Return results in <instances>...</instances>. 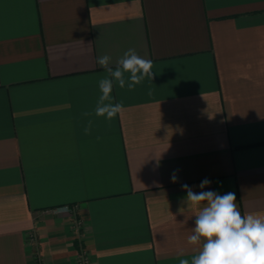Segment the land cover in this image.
Wrapping results in <instances>:
<instances>
[{
  "label": "crops",
  "instance_id": "crops-1",
  "mask_svg": "<svg viewBox=\"0 0 264 264\" xmlns=\"http://www.w3.org/2000/svg\"><path fill=\"white\" fill-rule=\"evenodd\" d=\"M129 48L152 81L84 117ZM205 178L264 214V0H0V264H179Z\"/></svg>",
  "mask_w": 264,
  "mask_h": 264
},
{
  "label": "clouds",
  "instance_id": "clouds-1",
  "mask_svg": "<svg viewBox=\"0 0 264 264\" xmlns=\"http://www.w3.org/2000/svg\"><path fill=\"white\" fill-rule=\"evenodd\" d=\"M96 63L105 70L106 75L98 81L100 96L93 112L83 113L84 117H104L111 121L123 111V104L113 102L114 86L133 90L145 78L153 79V61L138 55L129 48L112 65L109 55L97 58ZM149 94L151 92L149 91ZM93 120L88 119L84 128L90 134ZM100 139V137H97ZM172 182L177 180L172 175ZM211 181L205 178L199 184V192L184 184L187 195L185 203L195 216L194 227L187 237L194 254L183 257L179 264H264V214H241L236 195L228 192L220 195L215 191H203ZM191 215V216H193ZM191 216H186L185 223Z\"/></svg>",
  "mask_w": 264,
  "mask_h": 264
},
{
  "label": "built area",
  "instance_id": "built-area-1",
  "mask_svg": "<svg viewBox=\"0 0 264 264\" xmlns=\"http://www.w3.org/2000/svg\"><path fill=\"white\" fill-rule=\"evenodd\" d=\"M76 208H77V206L63 205V206L47 208V209H45V213H48V214L71 213ZM81 225H82V220L78 219L77 222H76V226L80 227ZM30 240L32 242L36 241V234L34 232H32L30 234ZM78 262H79V264H88V256H87V253L85 251H81L80 252V255H79V258H78ZM36 264H46V262H44V260H42V258L39 257L37 259V263Z\"/></svg>",
  "mask_w": 264,
  "mask_h": 264
}]
</instances>
